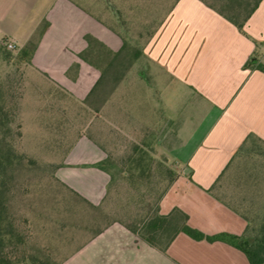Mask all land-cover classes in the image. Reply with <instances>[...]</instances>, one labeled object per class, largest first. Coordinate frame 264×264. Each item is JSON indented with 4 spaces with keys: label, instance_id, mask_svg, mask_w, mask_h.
<instances>
[{
    "label": "crops",
    "instance_id": "obj_1",
    "mask_svg": "<svg viewBox=\"0 0 264 264\" xmlns=\"http://www.w3.org/2000/svg\"><path fill=\"white\" fill-rule=\"evenodd\" d=\"M159 4L0 0V42L20 51L37 38L24 69L39 109L64 95L89 113L88 132L53 156L57 180L98 207L114 177V126L130 133L133 123L148 122L154 132L162 121L157 148L174 163L176 175L157 214H183L187 226L205 237H241L247 220L225 198L250 202L256 178L230 172L233 157L241 147L249 153L264 148V73L255 68L264 66V0L242 31L201 0H174L162 19ZM169 235L167 229L161 241ZM59 264L249 263L225 242L184 232L161 251L113 222Z\"/></svg>",
    "mask_w": 264,
    "mask_h": 264
},
{
    "label": "rangeland",
    "instance_id": "obj_2",
    "mask_svg": "<svg viewBox=\"0 0 264 264\" xmlns=\"http://www.w3.org/2000/svg\"><path fill=\"white\" fill-rule=\"evenodd\" d=\"M173 1L159 0L160 19ZM130 40L134 45L135 39ZM5 44L6 41L0 42V84L14 118L10 142L20 156V164L11 172L9 201V213L23 237V245L14 253V264H37L38 261L59 264L76 245L105 226L113 222L133 226L153 214L166 186V176L161 173L159 163L175 172L174 163H169L157 148L160 139L157 131L164 122L154 126L156 132L151 131L148 122L133 123L130 133H120L119 123L114 126L112 165L109 164L114 180L106 199L98 207H91L53 177L56 152L65 151L80 132H88L87 109L64 95L61 101L46 102L39 109L38 102L32 99L36 92L27 83L25 63L19 60V51H9ZM47 112L52 115L47 117ZM140 155L150 164V171L142 173L135 168L133 159ZM230 172L249 173L256 178L254 196L248 197L250 202L240 207L249 217V232L254 235L264 219V148L258 147L251 153L243 151Z\"/></svg>",
    "mask_w": 264,
    "mask_h": 264
},
{
    "label": "trees",
    "instance_id": "obj_3",
    "mask_svg": "<svg viewBox=\"0 0 264 264\" xmlns=\"http://www.w3.org/2000/svg\"><path fill=\"white\" fill-rule=\"evenodd\" d=\"M201 1L242 31L247 20L257 9L261 0H212V3L208 2L207 0ZM168 9H170V6L168 7ZM42 32L43 29L39 32L38 37L41 36ZM86 39L88 40L89 37H86ZM36 47L37 38L28 42L27 45H25L19 51V60H21L25 64L29 63ZM249 63L251 62L249 61ZM255 68L264 73L263 65L255 64ZM13 120V113L6 101L5 90L0 84V264H14V253L18 247L23 245V237L16 229L12 216L9 213L10 191L13 184V176L11 172L16 165L20 164V156H18L14 152L10 142V139L13 135L11 126ZM243 151H246V149L242 147L237 150L235 156L233 157V160H236L237 157H239L243 153ZM133 164L135 168H139L140 172L142 173L145 171H150L151 168L150 164L147 163L145 158L141 155L133 159ZM100 167L104 168L105 166L103 164ZM159 168H161V173H164L166 176L164 178V180L166 181V186L158 197L153 214H150L145 219L139 221V223H136L133 226L128 225L125 222L121 223L122 225L127 227L131 232L139 235L149 245L160 248L161 251H165L166 247L172 241L175 235H177L179 232H184L185 234L196 240L206 239L210 242H225L240 250L246 256L249 264H264V219L260 223V226L256 233L253 235L252 232H249L251 221L240 208L244 205L236 202L235 200H232V198H225L227 199L225 202L233 209L241 213V215H243V217L247 220L245 235L241 237L230 236L227 234L205 237L197 230H194L187 226V217L183 214H180L177 218L174 216L165 217L158 215L157 204L162 198L168 186L174 181L176 175L173 170L165 167L162 162L159 163ZM162 169L164 170L162 171ZM55 180L59 182L62 187L72 193L75 197L90 205L91 207H94L79 195H77L75 192H73L71 189H69L65 184H63L56 178ZM108 192L109 190L107 191V194ZM107 194L104 200L106 199ZM233 201H235V203ZM167 229H169L170 235L164 239V242H162V235L166 233ZM37 264L52 263L38 261Z\"/></svg>",
    "mask_w": 264,
    "mask_h": 264
},
{
    "label": "built area",
    "instance_id": "obj_4",
    "mask_svg": "<svg viewBox=\"0 0 264 264\" xmlns=\"http://www.w3.org/2000/svg\"><path fill=\"white\" fill-rule=\"evenodd\" d=\"M5 45H6L7 50L9 51H12L15 49V45L13 43L8 42Z\"/></svg>",
    "mask_w": 264,
    "mask_h": 264
}]
</instances>
